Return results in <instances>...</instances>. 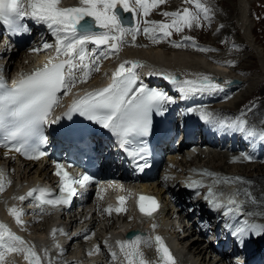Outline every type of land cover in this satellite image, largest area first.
Returning <instances> with one entry per match:
<instances>
[{
    "label": "snow or ice",
    "instance_id": "obj_1",
    "mask_svg": "<svg viewBox=\"0 0 264 264\" xmlns=\"http://www.w3.org/2000/svg\"><path fill=\"white\" fill-rule=\"evenodd\" d=\"M185 2L195 3V8L204 13L205 19L208 18L210 9L204 6L200 0H185ZM163 3L165 0H135L137 7L134 8L130 7L129 0H80L79 7H60V0H29L30 11H25L22 0H0V22L7 25L10 32L25 30L21 21L25 16H29L48 26L56 37L57 55L65 57L56 63L51 61L46 63L42 68L36 69L29 75H22L18 81L13 82L11 87L0 83V130L6 134L5 141L14 142V146L19 145L15 146V151L24 152L29 159L38 160L44 156L45 152L39 150L37 141L46 142V137L43 136V127L49 123L50 112L58 102L57 93L64 90V94L67 95L78 81L85 82L88 79L90 71H99V60L107 59L109 55L118 52L120 46L125 43V36L131 34L132 41L136 40V35L141 31L140 27H125L121 13L136 14L139 10L143 16L147 17L153 8ZM199 12H193L189 8L164 12L162 14L165 17L171 18L170 22L145 21L142 31L154 43H158L157 34H160L161 38H168L172 35L173 30L182 32L184 28L199 26L201 19ZM183 39L187 41L192 38L184 37ZM89 43L96 45L97 49L104 46V51L97 54L96 50H93L92 53H89L86 48ZM172 43L175 47L182 46L179 42L173 41ZM49 47L51 45L47 43L43 45L45 49ZM204 50L206 49H201V51ZM86 61H91V63ZM126 64H132V68L126 69ZM139 66L137 62L133 61L121 63L113 73L110 84L87 92L73 100L65 115L77 112L88 120L95 121L119 137L122 146H130L138 142L139 150L132 154L143 159L145 152L143 138L150 132L153 111L161 114L163 106L174 101L167 94L138 82L134 69ZM77 72L82 73L79 78ZM180 83L179 92L182 99L190 95L221 90V86L212 82L207 76L198 80H184ZM189 111H194V109H189ZM201 117L207 122H215L221 127L245 130L246 122L242 119L229 124L223 120H217L210 113L202 112ZM59 119L60 117H57L50 123H56ZM249 135L255 136L256 133L250 131ZM260 139H264V133L260 134ZM246 158L250 159V157ZM139 167L142 170L147 167V164L139 165ZM55 174L60 178L59 196L54 199L48 198L49 190L38 188L30 190L26 196H21L19 199L23 201L38 192L39 195L34 199L41 209L44 205L53 208L67 206L77 194L74 185L86 187L93 182V177L88 174L73 177L61 163H56ZM3 175V172L0 171V191H3ZM199 186L202 185H197V187ZM214 196L212 188H209L205 199L213 208L226 207V215L240 214L242 205L237 203L234 198H229L227 204L224 205L214 199ZM118 201L120 206L115 211L117 213L125 211V197H118ZM158 208L159 204L155 198L139 197L138 209L142 216L152 217ZM9 211L16 218L17 223H22L20 220L23 214L22 210L11 208ZM105 211L111 214L113 209L109 207ZM244 224L245 227L237 228L232 233L241 245L245 235L249 232L255 235L264 234V225L249 224L248 221H244ZM155 227L156 225H153V228ZM154 241L157 245V252L160 254L161 264H176L175 258L165 245L163 238L157 235ZM141 242L151 246L152 238L142 240L140 235H134L129 239L116 242L120 252L124 254L127 264H148L142 258L143 253L139 248ZM97 250L99 249L97 248ZM9 252H24L25 259H29L30 264L33 262L40 264L34 247H28L20 236L0 223V261H3ZM111 254L113 258L117 255L116 252Z\"/></svg>",
    "mask_w": 264,
    "mask_h": 264
},
{
    "label": "bare ground",
    "instance_id": "obj_2",
    "mask_svg": "<svg viewBox=\"0 0 264 264\" xmlns=\"http://www.w3.org/2000/svg\"><path fill=\"white\" fill-rule=\"evenodd\" d=\"M74 1H76V0H73V2ZM234 1L236 2V0H229V2L226 1L224 4V5H228V6H225L226 12L222 11L223 12L222 13L219 9L218 10L219 12H217V13H222V14H218V15L215 14L214 15L215 18H217V19H219L221 17V22H220V27L217 28L218 30L215 31L216 36L214 38L209 37V40H211V42L210 41H204L205 39L199 38V35L196 33V34H194L196 36H194V35L193 36L196 38V40L199 42V44H198V46L193 47V49L188 48L189 45L191 44V42H189L188 40L187 41L182 40L180 42L182 46L178 47L180 50H173V51L167 50V51H165L167 48H169L168 47L169 45L164 44L162 46L156 47V45H158L160 43V41L158 43H154L149 37L147 39H144V40H138V41H136V45L131 46L130 45L131 43L128 41H130V40L132 41V37H131V34H128L127 36H125V37H127V38H125L126 43L120 46V50L118 52H115L114 54L109 55L107 59L101 58L99 60V62H100L98 64L99 71H96V70L90 71L88 79L85 82H79L78 81L75 84V86L72 87L71 91H69L67 93V95L64 94V90H61V92H59L57 94V96H58V102H57L58 107H61L63 105L69 104V103L72 104V101H73L72 98L76 95H80L79 97H81L85 93L90 92L91 90L94 91V90H96L102 86L107 85L108 83L110 84L112 81H109V80L112 78L113 73L118 69L119 65L125 61L137 62L140 66L136 67L134 70L136 72H139V75L143 80L151 81L153 83H159L162 80H166L167 79L166 74L171 72V71H174V70L175 71L180 70L182 73H184V72L188 73L189 72L190 74H192L191 71L195 68V69H199V72H198L199 74L215 75V76L219 75V76H223L225 81H228V78H230L232 76L221 65L231 64V65H234L232 69H238V70H242L245 68L251 69V67H245L244 68L245 65H243V64L241 66L236 67L238 64L242 63L241 61H244L247 58L246 56H243L242 58H233L230 61L223 60V56H232V55L240 54L241 51L238 49V46H243L244 50L245 49L248 50L249 49L248 47L251 46V44H250L251 40L248 39V33L250 34L252 32V29L254 30V28H255V27L252 28V26L248 27V25H249L248 20H249V16H251V13L246 11L245 5L241 4V5H239V7L237 9L235 5L231 4V2H234ZM222 2L224 3L223 0L219 3L222 4ZM132 3H133V0H129L130 7H133ZM59 6L60 7H79V6L71 5V0H60ZM164 6H167V5H164ZM180 7H182V6H180ZM218 8H219V6H218ZM227 8L229 10H227ZM194 11H195V9H194ZM232 11L234 12L235 17H230V14L232 13ZM157 13H159V12H157ZM138 16H139V12L134 14V24L132 26L125 25V27L135 28L137 25H139ZM236 17H237V20L241 22L239 28L240 29L243 28V32H244L242 35H239V36L236 35L238 33V27L236 25H239L235 20ZM144 18H145V16L140 17V22H141L139 25L140 29H141V26L144 25V23H145V21H143ZM259 26H260V24H259ZM45 27H48V26L45 25ZM99 31H102V30L100 29ZM198 32H200V31H198ZM141 33H143L142 29L138 33V35ZM225 33L227 34V36H232V34L236 33L235 38L232 37L236 41L235 40L233 42L230 41L231 43H229L228 46H225L220 41L221 34L225 35ZM54 39H56V37L52 34V31L50 29H49V31H47L46 29L38 31V42H39V44H41V49H39V48L34 49L32 47H27L26 49L22 50V52H20L18 54H17V52L19 50H17L15 57H14L15 59L14 60L9 59L6 63L7 66L13 70L19 69V67L23 69V68H27L31 63L37 64L38 63L37 61L39 59L41 61H45L47 54H45V51H43V49H44L43 45L45 43H47V44L51 45V47H52ZM199 40L204 41V42H200ZM42 41L44 43H42ZM248 41L250 43H248ZM86 48L89 51V53H92L93 50L97 49L96 47H94V44H92V43L87 44ZM160 48H162V49H160ZM239 48H241V47H239ZM201 49H206V50L201 51ZM97 50H98V51H96L97 54L100 51H104V50H100V48ZM187 50L192 51L191 53L196 54L197 57L199 56V58H200L199 61H197L195 63L194 62L195 59H193V62L191 61V63H189V62H187L188 59H186L185 57L182 58L181 56L184 55L183 52H185ZM34 51L40 52V54H38V56H37L38 57L37 61L31 62L32 60L30 59V55H28V54L31 52H34ZM193 51L197 52V53H194ZM215 51H220V53L215 54L214 53ZM260 52H258L259 56H261ZM43 54L46 56H42ZM202 54L208 56L213 61L208 63V65H200L199 68H197V65L202 63V59L200 57V56H202ZM248 56L254 57L255 55L254 54H252V55L248 54ZM1 60H2V57H1ZM200 60H201V62H200ZM86 62L91 63V61H86ZM175 62H180V64L178 66H171L172 63H175ZM153 63H154V65H153ZM262 63H260V64H262ZM168 67L170 68V70H168ZM174 67H176V68H174ZM125 68L126 69L132 68V64H126ZM262 69H264V68H262ZM193 72H194V70H193ZM214 72H216L217 74ZM195 73H194V75H195ZM220 73H224V75H226V73H227L228 77L221 75ZM81 75H82V73L77 72L78 78ZM184 80H187V79L185 78ZM261 81H264V78ZM261 81L257 80L256 82H254V87L256 88L258 85V82H261ZM173 83L174 82H172V84ZM262 83H264V82H262ZM225 86L229 87L228 85H225ZM235 88H236L235 85L230 86V88H223V89L221 88L222 91L218 90L215 94V97L217 98V99H215V101L218 102L221 99H223V97L229 96V94H231V92ZM243 88L244 87H242L240 89V92L243 90ZM236 92H237V90H236ZM245 92H242L240 94V96H245L246 95ZM261 94H262V96L258 97L255 102H252L250 105L245 106V108L242 110H238V107L236 106L239 102L234 101L235 98H237V96L232 101H229L228 104H225V103H220V104L219 103H208V101H210V100L204 99V97H202V96L197 98V99L193 98L195 101L192 100L191 102H192L194 108H197L198 106H200L202 104H206L205 106H202V107L205 108L208 112L214 113L215 115L218 114L217 116H220L226 120H231L233 118H240L239 116L242 115L245 117V120H246L245 121L246 122L245 127L252 129L257 134H261L262 132L264 133V90L261 92ZM244 100H246V99H244ZM56 110H57V108L54 109V111H56ZM217 116H215V117H217ZM222 118H221V120H222ZM238 137H240L239 133L237 134V138ZM237 138L235 140V144H233L232 147L230 145L232 138L228 137V136L224 138V141H223V138H219V137L215 138L212 146H219L222 144V147H223L226 145L227 151L232 150V149H240L242 147L241 151L242 150L245 151V146H244L245 143L241 141L240 144H239V142L237 144V140H238ZM200 142L204 143V139L201 138ZM223 150H224V148H223ZM173 152H174V155L169 156L167 166L163 170L164 172H166L164 177H163V174H161V178H160L161 181H166V180L170 179L171 176L173 175V172L177 171V169H178V171H180V169L176 165L177 162L182 163L183 166H185L187 163H183V162H185L187 158H191L190 155H185L182 157L183 147H179V148L175 147ZM233 154L236 155L235 158H233V156H231L230 153L224 154L221 152L220 153H214V151H210L209 153H207V155H205L203 153H199L196 157H197V159H199L200 162H203L205 165L207 164V165H209V167L211 166V168L213 167L216 170H220V171H221V169H223L222 166L225 164L228 165L227 166L228 169L229 168L231 169V165H229L231 162H239V163L242 162V165H239L237 167V171H238L237 174L223 175V174H225V172L221 171L222 175L217 176V178L219 177L217 179L219 181L218 182L219 186L222 189V186H223L225 180H227L226 182L229 181V183H232L233 186H230L229 189L236 190L237 193L239 194V196L245 201L244 206H245V209L248 212V214L253 219H263L264 220V162H259V165L254 167V170L257 171L256 172L257 175L255 178H253L251 167L249 169H246V167L243 165L247 161H250V159H253L254 157L251 158L250 156H245V155L241 156V155H239L238 152L233 153ZM179 156H181L182 159L181 158L179 159L178 158ZM246 157H250V159H248ZM202 158H206V160L202 159ZM259 158L261 159V161L264 160V154H263V157L259 156ZM0 159H3L4 162H5V160H7L9 164L13 165L12 163H10L9 158L7 156H3L2 154H0ZM187 161L190 162V164H192L194 162V160L192 162V159L187 160ZM170 165H173V168L172 167L170 168L169 167ZM232 167H233V165H232ZM34 168H35V170H34V172H35L37 167H35V166L31 167L30 164H28V163L24 166V170L22 172L23 180H29L28 177L31 175V173L33 172L32 170ZM192 168H195V167H192ZM205 172H208V173L210 172L212 175L216 176V174L212 173L210 171V169L205 168ZM9 173L10 172L8 169L7 173L5 172L4 175L6 177H8ZM46 173H47V171L43 170V174L45 175ZM166 177H167V179H165ZM205 178H208V177H205ZM237 178H239V179H237ZM23 180L20 178V183H22ZM167 183H168L167 181H166V183L162 182L161 183L162 187H158L157 189H156L155 182H150L147 185L144 184V187H145V189H150L153 192H157V193H160L162 191V188L166 189V192H170L169 189H171V187L169 184V189H168ZM240 187H244L243 190H241ZM141 189H144V188H141ZM7 191H9V189H7ZM178 191L179 190H177V192ZM1 193H6V190L0 191V194ZM186 196H189V194L186 193ZM224 196L226 199H229V198L233 197V193L231 191H228ZM6 197H7V194H5L4 197L3 196L0 197V214H1V218H2V219H0V223L4 221V224L6 226L15 225V224H13V222L16 223L15 222L16 218L10 213L9 209L16 208L17 210H22L23 207L21 205V201L18 198H14L11 202H6V203L3 202V201H5ZM175 197H176V195H175ZM180 197H181V199H185V196L183 194H180ZM13 202H15V207L12 205ZM184 203H186L187 206H189V204H190L187 201H184ZM172 208H174V206H172ZM162 210H165L164 204H163ZM22 213L23 214L21 215L20 220H22V218L31 217V218H29V221L31 223L35 224V222H38L40 217H42L44 215V216H46L44 218V220H46L48 223H50L49 225H47L43 228V233L39 234L38 232H36L35 234H33L34 235L33 236L31 234L35 230L31 231L32 228L29 227L30 229L28 231H26V233H24L25 237L20 235V237L26 242V245L28 247H34V251L36 252L37 256L39 257V260L41 263V257H42V259L45 257L46 253L49 251V249H51L55 240L59 241V238L64 237L65 234H60L61 228H60V225H58V227L54 228V229H56L55 236L53 238H51L50 235L52 233H47V230L52 223V220L50 219L49 216H47L45 214L42 215V213L41 214H28L26 210L24 212L22 210ZM161 215L164 216V212ZM169 215H170V212H169ZM79 219H83V221H88L89 220L88 214H84L83 217L80 216ZM108 219L110 220V219H112V217H108ZM168 223L169 222L164 223L161 218H158L156 221L150 220L147 224L150 226V228H152L153 233L156 236L157 235L159 236L161 225L162 226L164 224L169 225ZM181 223L184 226V232H186V235H185V237L180 239L179 244L182 245L180 248L186 249V251H184V252H186V254L188 255V257H187L188 261L192 264H195V263L197 264L198 262H199L198 264H221L222 261H220L218 258L216 260L215 256L214 257L212 256V253L215 252V249L211 247L210 243H206V244L204 243V241L202 240V237L196 233V231L193 227V224H191L190 222H184L183 220H181ZM20 225H24L23 221H22V223H20ZM153 225H156V227L153 228ZM262 225H264V223ZM27 226H29V224ZM84 242H85V246H87V248H89V250L91 249L89 245H91L92 250H90L91 254L89 253V255H93V253L95 252V249L93 248L94 247L93 245L95 242L93 240H88V239H85ZM153 242L155 243L154 240H153ZM72 243H73V241H71L66 247H70V245ZM164 243L169 248L168 242L164 241ZM80 244H82V243H80ZM176 247H179V246H176ZM21 253H22V255L25 254L24 252H21ZM192 253L196 255L195 258L198 259V262L196 259H194L195 262H191V260H189V256ZM171 254H172V252H171ZM117 255L119 256V254H117ZM154 255L157 256L158 253L154 252ZM94 257L95 256H92V259H94ZM23 258H25V256ZM27 261L30 262L29 259H27ZM119 261H121L120 256H119ZM182 261L186 262L184 259H182ZM215 261H217V263H215ZM24 264H26V260H25ZM108 264H113V263L109 262Z\"/></svg>",
    "mask_w": 264,
    "mask_h": 264
},
{
    "label": "rangeland",
    "instance_id": "obj_3",
    "mask_svg": "<svg viewBox=\"0 0 264 264\" xmlns=\"http://www.w3.org/2000/svg\"><path fill=\"white\" fill-rule=\"evenodd\" d=\"M221 1L222 0H200V2L204 4V6H206L207 8L210 9V12L208 13V18L205 19L204 18V13L203 12H199V10H197L195 8V3H186L185 0H165V3L158 5L155 9L153 8L151 10V12L149 13V15L147 17H145L143 21H163V22H170L171 21V18L170 17H166L165 18V16H163L162 13H164L166 11L167 12H175V11H178V10H182V8H189L193 12H195V11L196 12H199V15L201 17V19L199 21V26L194 25L192 28H184L182 32H175L174 30L172 31V33L174 34V37H176V38H179L182 35H185L187 37H191L192 39L188 40L189 42H191V44L189 45L188 48H192L193 49V47L198 46V44H199V42L194 37V36H196L194 34L197 33L199 35V38L205 39L204 41H210V42H211V40H209V37H213L214 38L216 36L215 35V31L218 30L217 28L220 27L221 17L220 18L218 17L219 19H217V18H215L214 15L215 14L218 15V14H222L223 12H226L225 11L226 10V7L225 6H228V5H224V4H225L226 1L229 2V0H223L224 3L222 2V4H221V3H219ZM231 4L235 5L237 9H238L239 5H241V4L243 5L244 4L245 7H246V11L251 13V16H249V20H248L249 21L248 27L249 26H252V28H254V27L255 28H254V30L252 29V32L250 34L248 33V39L251 40V43L248 41V43L251 44V46L248 47L249 49L248 50L247 49L244 50V47L243 46H238V49L241 51L240 54L232 55V56H223V60L230 61L233 58H242L243 56H246L247 58L244 61H241L242 63L241 64H238L236 67L241 66L243 64V65H245L244 68L245 67H251V69L250 68H248V69L245 68V69H242V70L232 69L234 65L227 64L226 66L231 71L235 72V74H233L231 71L227 70L226 68H225V70L228 71L229 74L232 77L235 75V76H237L240 79L242 78L243 79V83L240 84V85H235L236 88L231 92V94H229V96L223 97V99H221L218 102H216L215 100H211V101H208V103H219V104L220 103H225V104H228L229 101H231L232 98H234L235 96H237V98H235L234 101L235 102H239L236 106L238 107V110H242V109L245 108V106L250 105L252 102H255L258 97L262 96L261 92L264 90V88H263L264 87V85H263L264 83H262L264 81H261L264 78V69H262V68H264V66H263L264 65V0H236V2L235 1L234 2H231ZM164 5H167V6H164ZM132 6L134 8L137 7L135 5V1L134 0H133V3H132ZM180 6H182V7H180ZM218 6H219V8H218ZM194 9H195V11H194ZM219 9H220L221 12L222 11L223 12L222 13H217V12H219L218 11ZM227 10H229V9L227 8ZM137 12H139V11H137ZM157 12H159V13H157ZM142 16H143L142 13L140 14V16H138V18H139V21H138L139 22V25L141 23L140 22V17H142ZM230 17H235V14H234L233 11L230 14ZM235 20L239 24V25H236L238 27V33L237 34L235 33V34L238 35V36L239 35H242L244 33L243 32V28H241V29L239 28L241 22L237 20V17L235 18ZM259 24H260V26H259ZM139 25H137V26H139ZM144 26H145V23H144V25L141 26V29H143ZM198 31H200V32H198ZM235 34H232V36H227L226 33H225V35L224 34H221V38H220L221 43H223L225 46H228L229 43H231V42H233L235 40L234 39L235 38ZM148 37L149 36L146 35V34H144V32H143V33H141L139 35L138 34L136 35V41H138V40H144V39H147ZM170 37H168V38H161L160 37V34H157V39H159L160 43L158 45H156V47L162 46L164 44L170 46L171 45V39H170ZM232 37H234V38H232ZM182 40H184V39H181V40H179L177 42L180 43ZM136 41L133 44H130V45L131 46L136 45ZM199 41L200 42H204V41H201V40H199ZM125 43H123V44H125ZM94 47L97 48L96 45H94ZM239 47H241V48H239ZM160 49H162V48H160ZM177 49H179V48H177ZM100 50H104V46H101L100 47ZM165 51H167V50H165ZM257 51L258 52L261 51L260 52V55L261 56L258 55V52ZM191 52L192 51H190V50L188 51L187 50V51L183 52L184 55H182L181 57L182 58L185 57L186 59H188L187 62H189V63H191V61L193 62V59H195L194 62L196 63L197 61H199L200 58H199V56L197 57L196 54H193ZM194 53H197V52H194ZM214 53L215 54H218V53H220V51H215ZM248 54L249 55L254 54L255 56L254 57H249ZM35 56H36V53L33 54L32 56H30V59L33 58V57H35ZM200 57L202 59V63L198 64L197 65V68H199L200 65H208V63H210L211 61H213L211 58H209L208 56L203 55V54ZM200 62H201V60H200ZM260 63H262V64H260ZM179 64H180V62H175V63H172L171 66H178ZM174 68H176V67H174ZM168 70H170L169 67H168ZM193 70H194V72H193ZM193 70L191 71V73H192L191 75H194L195 72H196L195 75H198L199 74L198 73L199 72V69H195L194 68ZM181 79L183 80L184 78H181ZM257 80L258 81H261V82H258V85L255 88L254 87V82H256ZM238 86H241V87L240 88H237ZM242 87H244V88L240 92V89ZM221 88L222 89L223 88H230V86L229 87H226V86L223 87V86H221ZM172 89H174V86L172 87ZM222 89L220 91H222ZM236 90H237V92H236ZM242 92H245L246 95L245 96H240V94ZM199 97H201V96L200 95H196L194 98L197 99ZM171 98H174V97H171ZM244 99H246V100H244ZM205 105L206 104H202L200 106L202 107V106H205ZM208 113L212 114L214 117L218 115V114L215 115L214 113H211V112H208ZM239 117L242 118V120L246 121L244 116L240 115ZM215 118L217 120H221L222 117L217 116ZM248 129H250V128H248ZM250 130L253 131L252 129H250ZM255 138L260 139V134H257L256 133ZM260 141L257 144H256V141H255V143L253 144V146H248V149L245 151L246 153L249 152L250 154H253L252 156L250 155L251 158H253V157L256 158V162H253L252 165L249 164V163H247V162L243 165V166L246 167V169H249L251 167V169H252V177L253 178H255L256 175H257V173H256L257 171L254 170V167L255 166H258L259 165V162H264V160L261 161V159L259 158V156H262L263 157V154H264L263 153L264 152V140L261 139ZM242 142H244V141H242ZM244 143H245L244 146H245V149H246L247 148V145H248L246 139H245V142ZM223 148H224V150H223ZM241 149H242V147L240 149H232V150L227 151L226 150V145H225V146L222 147V153H224V154L230 153V155L233 156V158L236 157V155L233 154V153H236V152H238L239 155L244 156L245 155V152H244V150L241 151ZM204 154L207 155L206 152ZM191 159H192V162H193V158H187L186 161L183 162V163H187V165L189 164L190 166L191 165H195L194 171H197V172L206 174V173H204L205 172V168H206V169H210V171L212 173H216L217 170L215 168H213V167L211 168V166L209 167V165H207V164L205 165L203 162H200L199 159H196V161H194L192 164H190V162H188L187 160H191ZM202 159H205L206 160V158H202ZM250 160H252V159H250ZM176 165H177V167H178V165H182L183 166L182 163H178V162H177ZM225 165H223L222 166L223 169H221V171H224L225 172V174H223V175L237 174L238 173L237 167L239 165H242V162L241 163H239V162H231L229 164V165H231V169L230 168L228 169V167H227L228 165H226V166ZM232 165H233V167H232ZM169 167L170 168L171 167L173 168V165H170ZM164 169L165 168H163V170ZM179 169L181 171V168H179ZM190 169H189V171H192V169H193L192 166H191ZM34 170H35V168L32 170L33 171L32 173H34ZM163 170H162V173H163V176H164L166 172H164ZM177 171H178V169H177ZM221 171L218 170V172H219L218 175L222 174ZM32 173L28 177V179H30L32 177ZM206 175H208V174H206ZM228 183H229V181H228ZM223 186H224V184H223ZM243 188L244 187H240L241 190H243ZM187 222H189V221H187ZM33 224L34 223H31L29 221V227L30 228L34 227V226H32ZM43 227H44V222H42L40 224H37L36 229H35V227L32 228L31 231H33V230H35V231H33L31 235L35 234L39 230H42ZM101 230L102 229L98 225L96 231H99L100 232ZM24 233H26V231H24ZM73 246L76 247L75 244ZM89 246L92 249L91 245H89ZM182 249H183V251H186V249H184V248H182ZM9 254L10 255H8V254L5 255L3 264H23V260L22 259H23L24 255H22L21 252H18V253L17 252H11ZM190 256H189V260H191V262H195L194 259H196L197 262H198V259L195 258L196 257L195 254L192 253ZM64 263L65 262H62V263H59V264H64ZM45 264H53V263H47L46 262Z\"/></svg>",
    "mask_w": 264,
    "mask_h": 264
},
{
    "label": "water",
    "instance_id": "obj_4",
    "mask_svg": "<svg viewBox=\"0 0 264 264\" xmlns=\"http://www.w3.org/2000/svg\"><path fill=\"white\" fill-rule=\"evenodd\" d=\"M218 83H221L223 80H222V78H216L215 79ZM231 84H235V83H237V80H232V82H230Z\"/></svg>",
    "mask_w": 264,
    "mask_h": 264
}]
</instances>
